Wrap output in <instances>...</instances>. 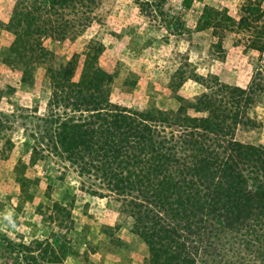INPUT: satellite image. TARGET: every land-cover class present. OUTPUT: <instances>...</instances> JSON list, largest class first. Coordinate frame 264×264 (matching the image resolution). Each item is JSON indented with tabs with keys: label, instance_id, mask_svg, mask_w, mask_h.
Instances as JSON below:
<instances>
[{
	"label": "rangeland",
	"instance_id": "obj_1",
	"mask_svg": "<svg viewBox=\"0 0 264 264\" xmlns=\"http://www.w3.org/2000/svg\"><path fill=\"white\" fill-rule=\"evenodd\" d=\"M222 84L252 91L240 100ZM201 95L220 112L195 105L189 117L264 145V0H0V264H162L132 205L59 142L98 102L156 116ZM154 124L167 139L182 129ZM95 141L81 153L93 166ZM252 162L237 168L260 185ZM256 248L230 241L194 264H264Z\"/></svg>",
	"mask_w": 264,
	"mask_h": 264
},
{
	"label": "trees",
	"instance_id": "obj_2",
	"mask_svg": "<svg viewBox=\"0 0 264 264\" xmlns=\"http://www.w3.org/2000/svg\"><path fill=\"white\" fill-rule=\"evenodd\" d=\"M98 79L104 81L105 72L98 70ZM221 86L240 100L252 91V85L248 90ZM208 99L207 95L197 98V103L185 99L176 111L157 109L160 115L156 116L153 111L109 108L98 102V107L85 109L92 112L88 117L64 124L60 145L77 150L82 168L90 165L101 172L123 196L122 203L132 205L135 233L145 240L151 256H165L162 264L207 261L230 241L236 249L244 246L245 250L254 252L257 247L259 253L264 251V175L260 185L251 183L253 188L237 168L238 162L247 160H252L253 166L254 161L264 164V145L227 140L226 126H219L214 133L207 117L186 114L195 105L201 106L198 110L211 112L215 108L220 112V105ZM220 117L225 119L223 114ZM156 121L175 123L182 128L180 134L165 138ZM91 141L99 147L94 160L100 163L97 166L92 165L90 154L87 161L81 155ZM105 143L109 150L100 146Z\"/></svg>",
	"mask_w": 264,
	"mask_h": 264
}]
</instances>
